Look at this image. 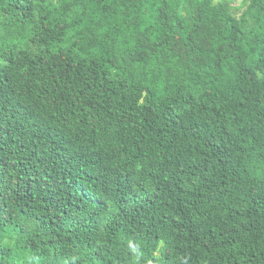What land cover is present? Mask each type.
Here are the masks:
<instances>
[{"label": "trees", "instance_id": "trees-1", "mask_svg": "<svg viewBox=\"0 0 264 264\" xmlns=\"http://www.w3.org/2000/svg\"><path fill=\"white\" fill-rule=\"evenodd\" d=\"M0 264H264V0H0Z\"/></svg>", "mask_w": 264, "mask_h": 264}]
</instances>
